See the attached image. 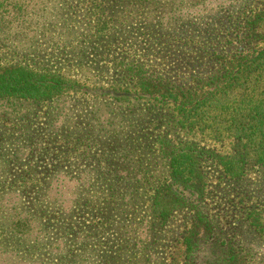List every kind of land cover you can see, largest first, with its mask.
<instances>
[{"label": "rangeland", "instance_id": "374dc122", "mask_svg": "<svg viewBox=\"0 0 264 264\" xmlns=\"http://www.w3.org/2000/svg\"><path fill=\"white\" fill-rule=\"evenodd\" d=\"M183 3L177 31L147 6L0 0V66L60 78L47 99L0 95V264H264V142L240 135L247 104L235 110L264 84L185 121L140 89L147 74L195 88L221 70L210 54L232 58L235 32L262 48L264 0ZM178 161L188 201L161 220L152 186Z\"/></svg>", "mask_w": 264, "mask_h": 264}, {"label": "trees", "instance_id": "16d2710c", "mask_svg": "<svg viewBox=\"0 0 264 264\" xmlns=\"http://www.w3.org/2000/svg\"><path fill=\"white\" fill-rule=\"evenodd\" d=\"M102 1V0H101ZM109 1L111 4H131L137 13H140L144 10V7H149L148 14L158 17V19L167 18L170 14L173 16V22H177L179 25L176 26L177 31L180 23L182 9L184 7L183 3L185 0H105ZM104 2V0H103ZM107 7L105 10H99V7H95V14H105V11L112 10ZM102 11V12H101ZM109 14V12H108ZM106 26L104 23L97 29L99 31L102 27ZM181 28V27H180ZM179 28V29H180ZM181 31L185 30V26H182ZM233 33V32H232ZM236 36L233 41H236V46L232 51V58L225 59L224 56L220 57L218 55H211V59L214 62H219L221 70L215 72L214 75L210 77L203 78L202 75L198 76L200 70L196 64L195 76H198L196 87L189 88L181 85L172 86V83L156 82L150 74H147L142 81L141 88L146 93H156V97L162 99L163 101L168 99L174 104V109L177 111L180 116L181 121L189 120L190 118L197 120L199 119L204 110L207 108V103L215 102V99L220 95V93L227 94L228 91H235L238 89L246 90L250 86L254 89L259 85L264 84V77L262 76V71H264V46L262 48H257L256 44L251 47L250 41L256 38L254 32H235ZM249 40V41H248ZM189 41V40H188ZM244 49H247L244 52ZM215 53L217 50H212ZM219 53V52H218ZM202 55V54H200ZM198 55L197 57H199ZM160 58V56H158ZM162 59L165 58V55L162 53ZM186 63L188 64L190 55L186 54ZM236 63L230 68L227 66L232 62ZM195 64V61L192 62ZM226 63V64H225ZM186 64V65H187ZM40 73V72H39ZM37 74L29 64L23 65H11V66H0V95L4 96H13L21 98L23 100H39L47 99L52 96L57 91V86L60 78L52 76L49 78V75L45 72ZM142 72H138V75ZM248 82L246 86L244 83ZM193 88V89H192ZM250 97H245V102H239V106L235 107V110H238V113L245 107L244 121H242V126L237 129L240 135L245 137H250L251 135L258 136L264 142V98L259 99L260 96L264 94V88H261V91L255 92ZM244 96L245 94H241ZM217 100V99H216ZM243 101V100H242ZM190 120L188 125L192 127L195 122ZM183 155L176 154L173 159V162L182 158ZM193 158H202V155L199 152H195ZM264 162V158H261ZM174 170H172L171 176H169L168 181L163 180L159 181L152 189H155L154 195V210L158 217L162 220H165L176 208H180L187 203L186 197H184L182 191L173 186H186L189 181V177L182 176L183 162L178 161L174 163ZM187 165V164H185ZM188 166V165H187ZM173 169V167H172ZM240 171L229 172L231 175H236ZM151 182V181H150ZM199 192V188L197 189ZM101 226V224H98ZM191 243V249L196 245V241L189 239ZM228 245V244H227ZM238 256L230 253L228 256L222 258V263L225 264H236Z\"/></svg>", "mask_w": 264, "mask_h": 264}]
</instances>
